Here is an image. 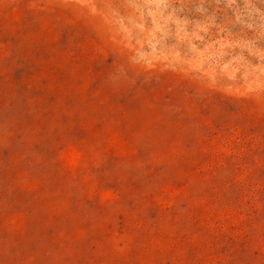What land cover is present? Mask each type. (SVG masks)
<instances>
[{
	"label": "rangeland",
	"instance_id": "obj_1",
	"mask_svg": "<svg viewBox=\"0 0 264 264\" xmlns=\"http://www.w3.org/2000/svg\"><path fill=\"white\" fill-rule=\"evenodd\" d=\"M143 2L0 0V264H264L261 77L210 71L264 36L166 0L203 41L137 42Z\"/></svg>",
	"mask_w": 264,
	"mask_h": 264
},
{
	"label": "clouds",
	"instance_id": "obj_2",
	"mask_svg": "<svg viewBox=\"0 0 264 264\" xmlns=\"http://www.w3.org/2000/svg\"><path fill=\"white\" fill-rule=\"evenodd\" d=\"M260 4L264 5V0H260ZM141 11L139 23L130 25V29L134 35L130 36V39H135L137 42L143 40L145 36L148 37L150 43L159 44L163 41L164 37L170 35L169 27L170 22L177 25L176 36L179 40H188V44L191 50H196L197 42L203 41L205 33L209 31V27L215 22V15L208 11V8L203 3H196L194 10L203 17L202 21L197 23L192 32H183V23L176 19L183 8V4L174 5L166 0H144L143 3L136 5ZM216 8L223 11L225 14L231 13L234 16L233 22H238L245 25L249 29L255 27L258 29L260 35L264 36V8L257 7L251 3L250 0H246L243 4H237L236 0H226L222 5L217 0ZM145 21H150V30L145 29ZM199 33V35H198ZM250 41L233 42L227 46V49L234 47L240 49H248L249 55H257L264 61V49H260L253 52L249 47ZM210 47V46H209ZM224 46L216 49L210 53L213 56V65L210 71L214 75H224L229 79L243 78L250 76L252 71H258L261 77V87L264 88V63L259 66L258 69H252L250 65L244 60L243 55L239 53L233 54L228 51ZM142 58V54H141Z\"/></svg>",
	"mask_w": 264,
	"mask_h": 264
}]
</instances>
